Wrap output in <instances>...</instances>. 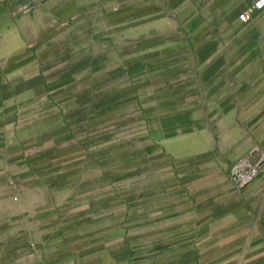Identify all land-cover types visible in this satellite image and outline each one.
<instances>
[{"label": "crops", "instance_id": "1", "mask_svg": "<svg viewBox=\"0 0 264 264\" xmlns=\"http://www.w3.org/2000/svg\"><path fill=\"white\" fill-rule=\"evenodd\" d=\"M54 1L0 0V264H264V168L231 179L264 146V7L239 20L259 0H181L173 26L133 43L111 29L93 52ZM124 96L141 116L119 134ZM132 156L163 180L131 188Z\"/></svg>", "mask_w": 264, "mask_h": 264}, {"label": "rangeland", "instance_id": "2", "mask_svg": "<svg viewBox=\"0 0 264 264\" xmlns=\"http://www.w3.org/2000/svg\"><path fill=\"white\" fill-rule=\"evenodd\" d=\"M180 2L181 0H57L52 5V8L55 14L58 12L60 15L57 19L55 17L52 18L61 21L58 23L59 26L57 28L64 31L67 38L68 35L70 36L68 40L73 39L81 42L83 52L87 48L86 43H88L89 49L86 51L93 52L91 48L93 43L104 40L111 29L114 31L115 40L125 38L129 43H133L137 42L138 38L142 37L143 34L148 38L153 35L154 30H163L169 28L170 25L173 26V5L176 7ZM126 49L130 52H137L135 45H130ZM146 50L149 51L150 49L146 48ZM132 58L135 57H130L129 60L133 61L134 59ZM146 61H153V58H147ZM145 74L147 76L153 75L150 70ZM161 83L158 81H146L141 84V82L132 80V78L126 79L119 76L118 80H115V88L129 89L130 91L145 89L144 91L147 94H153L163 90L158 89V87L161 88ZM164 98L168 99V96H164ZM122 99H124L123 102H121ZM126 99L125 96L117 97L118 102L111 108L110 115L112 119L120 126L123 125V128L115 130V133H129L137 129L135 125H131L134 124L132 123L133 120L141 116L136 111V107H133L137 98L131 96ZM157 99L158 97H153V95L146 96L147 101L144 104L146 105L145 116L147 120L152 121L154 119V109H157L154 106V102ZM148 131L150 132V130ZM263 156L264 146H252L251 150L245 153L242 160L247 159L251 164L258 165L260 170L264 168V160H261ZM131 163L133 167L138 165V168L141 167L146 170L143 177H130L128 184L131 188L140 186L141 183H145L147 186L154 185L156 182L163 180L161 174L152 173L162 165L159 162L157 163V160H151V158L148 160L146 158V160L143 159L138 162L132 156ZM165 179H168V176Z\"/></svg>", "mask_w": 264, "mask_h": 264}, {"label": "built area", "instance_id": "3", "mask_svg": "<svg viewBox=\"0 0 264 264\" xmlns=\"http://www.w3.org/2000/svg\"><path fill=\"white\" fill-rule=\"evenodd\" d=\"M264 7V0H259L252 7L247 8L240 16L239 20L243 23L251 21L255 10ZM24 11H29L28 6L23 8ZM259 174L258 165H251L248 161H241L232 168L231 179L239 187L243 188L251 184Z\"/></svg>", "mask_w": 264, "mask_h": 264}]
</instances>
